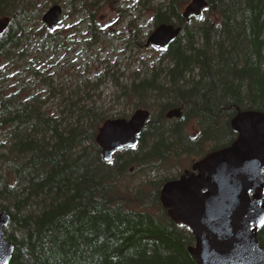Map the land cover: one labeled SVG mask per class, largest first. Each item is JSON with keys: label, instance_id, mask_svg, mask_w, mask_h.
I'll list each match as a JSON object with an SVG mask.
<instances>
[{"label": "trees", "instance_id": "16d2710c", "mask_svg": "<svg viewBox=\"0 0 264 264\" xmlns=\"http://www.w3.org/2000/svg\"><path fill=\"white\" fill-rule=\"evenodd\" d=\"M40 1L0 0V19H8L0 55L25 54L34 31L27 23L41 15ZM104 1L111 0L83 4ZM207 1L200 16L185 21L188 0H158L155 25L170 23L181 32L147 75L135 73L122 86L119 98L151 113L137 146L115 151L110 161L101 158L95 136L112 115L94 103L70 92L57 116L37 93L0 89V130L8 140L0 152V211L9 215V264H196L187 251L194 243L190 229L174 223L160 202L169 177L130 186L122 179L228 146L237 137L230 126L237 111L264 113V0ZM93 28L94 40L101 38ZM47 31L34 34L41 44L56 43ZM175 107L182 117L167 119ZM192 119L193 135L186 127ZM257 237L264 248V225Z\"/></svg>", "mask_w": 264, "mask_h": 264}, {"label": "water", "instance_id": "95a60500", "mask_svg": "<svg viewBox=\"0 0 264 264\" xmlns=\"http://www.w3.org/2000/svg\"><path fill=\"white\" fill-rule=\"evenodd\" d=\"M207 0H190L182 11L185 21L199 16ZM62 7L51 5L42 21L51 28L61 21ZM8 22L0 20V32ZM181 32V26L158 24L146 45L165 49ZM150 111L136 109L129 118L106 119L98 127L95 142L100 156L111 160L113 152L138 144ZM181 107L165 112L179 119ZM237 137L230 145L212 150L160 188V202L176 224L190 229L193 245L187 247L196 264H264V248L257 230L264 225V113L239 110L230 120ZM9 215L0 211V264H9L14 246L4 237Z\"/></svg>", "mask_w": 264, "mask_h": 264}, {"label": "rangeland", "instance_id": "374dc122", "mask_svg": "<svg viewBox=\"0 0 264 264\" xmlns=\"http://www.w3.org/2000/svg\"><path fill=\"white\" fill-rule=\"evenodd\" d=\"M40 3L41 15L27 23L34 31L30 42L25 43V54L0 55V89L8 87L4 90L8 93L25 88L23 95L37 93L48 111L58 113L57 116L63 105L61 97L76 92L81 102L94 103L112 115L107 119L129 118L140 107L119 96L122 86L136 77L135 73L147 75L148 65L159 56V48L145 43L155 28L153 10L158 0H111L86 7L83 0H41ZM53 4L63 9L60 25L48 29L53 31L57 42L41 44L36 36L47 28L45 25L43 28L41 16ZM93 26L102 33L97 40L93 38ZM36 31L39 34L35 36ZM49 90L56 95H51ZM186 127L188 134L193 135L197 128L195 120H189ZM3 134L0 130V152H4L2 146L8 143ZM194 160L195 156H182L162 168L135 171L123 176L122 184L130 186L150 176L169 177L165 181L175 179Z\"/></svg>", "mask_w": 264, "mask_h": 264}, {"label": "bare ground", "instance_id": "6f19581e", "mask_svg": "<svg viewBox=\"0 0 264 264\" xmlns=\"http://www.w3.org/2000/svg\"><path fill=\"white\" fill-rule=\"evenodd\" d=\"M102 158V157H101ZM104 160V159H103ZM5 228V227H4Z\"/></svg>", "mask_w": 264, "mask_h": 264}, {"label": "flooded vegetation", "instance_id": "af4514ba", "mask_svg": "<svg viewBox=\"0 0 264 264\" xmlns=\"http://www.w3.org/2000/svg\"><path fill=\"white\" fill-rule=\"evenodd\" d=\"M190 171H191V169H190Z\"/></svg>", "mask_w": 264, "mask_h": 264}]
</instances>
